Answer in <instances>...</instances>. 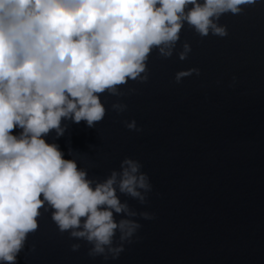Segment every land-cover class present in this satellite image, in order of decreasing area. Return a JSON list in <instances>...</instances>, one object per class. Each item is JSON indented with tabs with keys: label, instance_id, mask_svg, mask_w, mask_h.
<instances>
[{
	"label": "water",
	"instance_id": "95a60500",
	"mask_svg": "<svg viewBox=\"0 0 264 264\" xmlns=\"http://www.w3.org/2000/svg\"><path fill=\"white\" fill-rule=\"evenodd\" d=\"M242 7L217 21L227 28L223 38L211 30L201 37L185 22L171 57L152 50L147 82L129 80L119 96L100 94L105 116L94 127L62 118L63 135L44 137L94 184L116 171L120 202L154 218L134 217L141 227L132 243L104 260L89 257L91 245L61 233L41 209L17 264H264V0ZM185 42L191 52L180 60ZM189 68L200 74L176 83L175 74ZM115 103L126 110L118 114ZM132 120L140 131L125 126ZM125 157L149 177L145 204L119 191Z\"/></svg>",
	"mask_w": 264,
	"mask_h": 264
},
{
	"label": "clouds",
	"instance_id": "9594fccd",
	"mask_svg": "<svg viewBox=\"0 0 264 264\" xmlns=\"http://www.w3.org/2000/svg\"><path fill=\"white\" fill-rule=\"evenodd\" d=\"M255 3L0 0V264H17L28 234L38 229L41 209L51 211L61 233L90 244L89 257H119L141 227L133 218L154 216L120 202L116 171L94 184L76 161L65 159L58 145L44 137L51 130L63 135L62 118L85 121L89 128L102 121L100 94L119 96L118 86L129 80L147 82L152 50L171 57L185 22L201 37L211 30L223 38L228 32L218 25L219 18L242 14V6ZM190 52L185 42L179 59ZM192 74L198 76L200 70H181L175 82ZM126 107L112 105L118 114ZM125 126L141 130L135 120ZM15 129L21 130L18 135ZM120 167L119 191L145 204L152 185L140 162L125 157ZM114 213L125 218L116 221ZM79 248L78 243L71 245L72 251Z\"/></svg>",
	"mask_w": 264,
	"mask_h": 264
}]
</instances>
